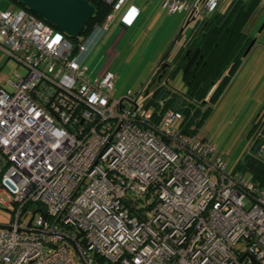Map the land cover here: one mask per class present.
<instances>
[{
	"label": "built area",
	"instance_id": "2783aa9c",
	"mask_svg": "<svg viewBox=\"0 0 264 264\" xmlns=\"http://www.w3.org/2000/svg\"><path fill=\"white\" fill-rule=\"evenodd\" d=\"M102 1L110 12L80 39L0 0V49L25 68L11 91L0 85V193L15 206L0 264H78L66 238L83 264H264V185L253 173L229 170L180 111L151 105L155 80L117 98L112 71L88 74L110 23L130 27L140 14L129 0ZM218 2L162 6L185 23ZM254 143L264 160V136Z\"/></svg>",
	"mask_w": 264,
	"mask_h": 264
},
{
	"label": "rangeland",
	"instance_id": "374dc122",
	"mask_svg": "<svg viewBox=\"0 0 264 264\" xmlns=\"http://www.w3.org/2000/svg\"><path fill=\"white\" fill-rule=\"evenodd\" d=\"M140 1L143 0H136V2ZM2 7L6 8L8 4L4 2ZM223 8L224 5L218 4L215 10L220 11ZM183 15L178 11L169 14L161 4L155 6L150 4L133 27L122 29L119 24H110L108 32L87 57L88 74L102 76L107 70H111L115 76L113 95L118 98L128 93L135 94L150 78L161 55L173 43ZM263 20L264 16L255 28L256 34L259 33ZM191 26L192 23L184 27L182 36L177 38L172 46L170 56L173 57L183 44V37ZM79 38L82 39L83 35ZM0 43H2L1 37ZM15 73L24 74L25 68L14 57L8 56L0 49V85L11 91L13 87L9 84V80H17ZM241 82V76L233 78L232 84L227 86L220 98L212 105L201 125L198 127L195 123L191 125L192 128L195 127V135L210 139L216 144L229 170H249L245 169L247 156L260 159L255 157L251 148L255 145L254 140L264 121V82L257 87L242 85ZM170 83L176 89L183 90V82L179 74L171 79ZM206 106H203V109ZM7 201L8 196L1 192L0 226L9 225L13 219L15 206ZM28 217L29 215L24 219L25 223ZM71 249L77 263L83 264L76 251L72 247Z\"/></svg>",
	"mask_w": 264,
	"mask_h": 264
},
{
	"label": "trees",
	"instance_id": "16d2710c",
	"mask_svg": "<svg viewBox=\"0 0 264 264\" xmlns=\"http://www.w3.org/2000/svg\"><path fill=\"white\" fill-rule=\"evenodd\" d=\"M88 1L95 6V12L82 30L83 36L88 35L95 25L103 22L111 10V7L102 0ZM5 3L28 9L18 0H5ZM263 16L262 0H231L225 10L214 9L199 19L191 20L189 24L192 23V26L183 38V44L167 62L173 67L166 76L163 75L165 79L161 78L159 81L156 79L163 64L156 67L148 79L153 82L155 80L149 103L156 109L173 108L180 111L183 114L185 129L195 134V127L192 128L191 125L194 123L196 127L201 125L212 105L238 72L245 58L243 54L255 38V28ZM181 36L182 33L178 38ZM171 46L172 44L169 47ZM188 49L191 53L198 49L200 59L184 73L182 67L189 56L186 54ZM170 51L168 48L161 59L169 58ZM178 74L183 81L184 90H178L170 83ZM203 106L206 107L203 109ZM246 158L248 161L245 169L253 173L260 185H264V160L250 156ZM95 262L111 264L105 263L99 256L95 257Z\"/></svg>",
	"mask_w": 264,
	"mask_h": 264
},
{
	"label": "water",
	"instance_id": "95a60500",
	"mask_svg": "<svg viewBox=\"0 0 264 264\" xmlns=\"http://www.w3.org/2000/svg\"><path fill=\"white\" fill-rule=\"evenodd\" d=\"M22 2L30 11L40 16L42 19L51 23L58 29L65 31L71 37H78L88 22L89 18L95 12V6L88 0H18ZM193 20V19H191ZM191 20H187L185 25L179 30L181 34L184 27L189 24ZM264 28V20L259 27V32ZM256 39L254 38L247 49L244 52V56L247 55ZM198 49L193 55L190 62L185 66L184 72L188 69L194 57L198 53ZM1 228H9L8 225H2ZM72 247L77 250L76 242L70 238H66ZM81 259V258H80ZM252 261L258 264L253 257ZM82 263L84 261L81 259Z\"/></svg>",
	"mask_w": 264,
	"mask_h": 264
},
{
	"label": "crops",
	"instance_id": "0c3cea01",
	"mask_svg": "<svg viewBox=\"0 0 264 264\" xmlns=\"http://www.w3.org/2000/svg\"><path fill=\"white\" fill-rule=\"evenodd\" d=\"M187 1H194V0H187ZM230 1L231 0H219L218 4L224 5V8L221 11L225 10V8L227 7V5L229 4ZM162 2H163V0H143L142 2L141 1L140 2H136V0H129L128 4H134L140 9V14H139V17L136 20V22L130 27H123L120 24L119 20L117 18H115L110 24H114V25H118L119 24V26L122 29H129V28L133 27L141 19L142 13L145 11V9H146V7L148 5L153 4L155 6L157 4H161V7L164 8L162 6ZM178 12L184 14L183 15V19H182L181 24H180V28H179V30H180L182 28L183 24H184L185 12H183V11H178ZM168 13L169 14H173L175 12H173V13L168 12ZM109 29H110V27H109ZM108 30L106 31V33L108 32ZM177 35L178 36L180 35L179 31H178ZM177 35H176L175 39L173 40L172 46H174V42L177 41V38H178ZM255 39H256L255 43L253 44V46L251 47V49L249 50V52L245 56V58H244V60H243V62L241 64L238 72L233 77V78H235V77L238 78V77L241 76V79H242L241 84L242 85H246L247 84L246 86H248V85L251 86L252 85L251 87H253V86L257 87L259 85H262V82H264V28H263V30L261 32L256 34ZM172 46L168 47V48H170L172 50ZM166 50H165V52H166ZM171 52L172 51H170V55H171ZM163 54L161 55V58H162ZM170 55H169V59L171 58Z\"/></svg>",
	"mask_w": 264,
	"mask_h": 264
},
{
	"label": "flooded vegetation",
	"instance_id": "af4514ba",
	"mask_svg": "<svg viewBox=\"0 0 264 264\" xmlns=\"http://www.w3.org/2000/svg\"><path fill=\"white\" fill-rule=\"evenodd\" d=\"M196 50L194 52H190L189 49L186 51V54L189 55L188 58L186 59V62H185V66L190 62V60L192 59L193 55L195 54ZM172 57V56H171ZM200 59V54H199V51L197 53V55L194 57L193 61L191 62L190 66L188 67V69L186 70V72L191 68V66H193L194 64L197 63V61ZM168 60H171L169 58L166 59V61L164 62L162 68L160 69V71L158 72V76L157 78L159 79L160 78H163V75L166 76L169 71L172 69L173 65H170L168 62ZM184 67H182V71L184 72ZM184 72V73H186ZM157 79V80H158ZM165 78H163L162 80H164ZM161 80V79H160ZM183 82V81H182ZM184 90V88H183ZM208 99V97H207ZM260 121V120H259ZM258 134L260 135H263L264 136V121L261 123L260 125V130L258 132Z\"/></svg>",
	"mask_w": 264,
	"mask_h": 264
}]
</instances>
